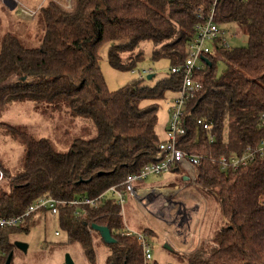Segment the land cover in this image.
<instances>
[{
    "label": "trees",
    "instance_id": "16d2710c",
    "mask_svg": "<svg viewBox=\"0 0 264 264\" xmlns=\"http://www.w3.org/2000/svg\"><path fill=\"white\" fill-rule=\"evenodd\" d=\"M211 6L212 0H47L35 14L44 30L38 47H25L17 36L3 33L0 117L29 102L46 118L65 110L73 119L90 120L95 136L75 138L67 152L58 153L48 139L0 123L5 136L24 150L18 173L12 174L0 162V216L21 215L42 196L70 201L95 198L112 186L122 190L128 174L155 162L161 142L155 131L159 103L167 92H178L182 82V76L170 68L181 65L187 56L196 10L209 11ZM214 21L221 31L236 25L247 43L230 48L218 38L206 56L209 64L195 74L200 90L187 100L185 133L178 136L176 146L200 158L196 185L214 197L222 222L207 246L201 244L181 259L186 264H264V158L226 172L216 162L220 156L254 148L261 137L264 0H217ZM108 42L113 69L132 71L143 58L137 48L149 42L150 59H165L167 75L151 87L138 79L109 91L98 64L99 49ZM218 62L224 66L221 71ZM197 117L210 121L211 129L198 126ZM119 212L111 198L96 207L58 206L57 233H63L65 240L54 245H78L86 262L96 264L94 235L103 239L92 230L95 224L107 227L114 239L103 241L108 249L104 264H142L139 242L136 236L123 235ZM45 214L41 209L18 226L0 229V264L15 251L11 237L27 233L33 217ZM143 231L153 235L149 229Z\"/></svg>",
    "mask_w": 264,
    "mask_h": 264
},
{
    "label": "rangeland",
    "instance_id": "374dc122",
    "mask_svg": "<svg viewBox=\"0 0 264 264\" xmlns=\"http://www.w3.org/2000/svg\"><path fill=\"white\" fill-rule=\"evenodd\" d=\"M42 0H35L39 4ZM27 3V2H26ZM28 4V3H27ZM35 4V5H36ZM31 8L34 10L36 6ZM37 15V14H36ZM36 15L28 20L20 19L15 11L9 10L0 1V41L1 36L5 32H10L17 36L25 47H38L43 37V26L37 22ZM223 39L230 48L244 47L247 43V38L242 29L234 24H229L222 28ZM112 43H104L98 52V64L104 77L106 86L109 91H116L130 84L132 81L143 79L142 85L153 86L156 82L163 79L168 71L169 65L165 59L152 61L150 59L152 53V45L149 42H144L139 45L137 50H142L143 58L135 64L132 71H118L110 67L108 62V50ZM218 71H221L224 66L218 62ZM149 71V73H144ZM148 74H153V78L148 80ZM178 97V92H167L164 100L159 103L157 113V124L155 131L158 138L163 141L165 139L164 128L168 123V110L173 101ZM0 123L24 129L35 136L48 139L54 150L58 153L68 151L71 142L75 138L90 139L95 136V129L90 120L83 118L73 119L65 110L57 114L53 119L46 118L38 112L31 109V103L26 102L24 105H17L9 108L1 114ZM4 130L0 127V162L4 164L12 174L18 173L22 168L24 150L10 136H5ZM180 178L177 173L175 176L172 173L163 175H150L144 180L143 184L148 187L156 186H173L179 183ZM139 183L136 184V186ZM168 185V186H169ZM189 188V187H188ZM188 188L182 191L187 193ZM181 191V192H182ZM130 195L125 194V203L123 205L122 222L124 228L127 227L133 231H140L150 228L153 235L150 238L152 244V260L156 264H186L181 256L194 247L195 239L189 240L186 238V243L183 242V237L179 233V227L175 224H168L163 220H159L155 215L149 212L142 204L134 205ZM134 197H132L133 199ZM135 199V198H134ZM133 199V200H134ZM187 206H191L187 202ZM202 207L196 217L200 223L203 215ZM219 214V213H218ZM165 216V215H164ZM165 219L168 222V218ZM33 225L27 233L18 232L11 237V242H23L27 245L26 252H22L15 248L12 254L11 264H65V255L68 254L74 264H88L83 257L82 251L78 245L69 247L55 246L54 243H59L65 240L63 233L58 232V224L55 216L47 213L45 216L39 215L33 217ZM147 224V226H146ZM207 233H215L219 230V222L217 217L208 219ZM200 224L195 220L192 221L191 232H197ZM187 236V231H184ZM189 234V233H188ZM196 234V237H197ZM199 236V235H198ZM94 240L96 244V264H104V258L108 253L105 243L100 237L95 234ZM208 240H212L209 236Z\"/></svg>",
    "mask_w": 264,
    "mask_h": 264
},
{
    "label": "built area",
    "instance_id": "2783aa9c",
    "mask_svg": "<svg viewBox=\"0 0 264 264\" xmlns=\"http://www.w3.org/2000/svg\"><path fill=\"white\" fill-rule=\"evenodd\" d=\"M14 1L16 2L14 11L19 17L33 18L35 16L37 10L29 9L17 0ZM216 2L217 0H212V6L209 11L203 7L196 10L197 22L194 25V36L187 47V56L181 65L170 68L171 73L180 74L182 76V82L178 90V97L173 101L168 110L169 118L165 129V139L158 144V150L155 156L156 161L145 164L139 172L135 174H128L121 184L122 190L118 188L120 186H112L95 198L81 197L70 201L55 200L49 196L39 197L31 203L21 215L11 217L0 216V229L6 226H18L22 223L24 218L41 209L55 216L58 206L60 205L96 207L108 198L114 199L120 206L119 214L122 217L125 194L134 197L137 202L142 204L149 212L158 211L159 206L157 202L160 199L169 195H178L184 189L185 185L183 188L176 187L167 190L152 189L145 191L139 190L136 184L143 182L150 175H163L170 172L172 169L183 170L190 187H197L196 177L200 158L193 154L184 153L178 149L176 141L178 136L185 133L183 115L187 100L201 88V84L195 78V74L205 69L206 62L203 58H206V56L211 53L212 44L218 38H222L221 44L228 47L223 39V32L214 21V7ZM144 73H149V71H145ZM195 122L205 130H209L212 127L210 121L201 117H197ZM258 128L261 131V137L257 145L254 148L246 149L239 155L220 156L216 160L220 171H236L247 166L256 158H264V110L259 114ZM167 198L168 197H165L166 205L163 204L160 210L162 214L167 216L166 218L171 221L172 218L168 210L174 203L171 199L167 201ZM75 214H77V212H75ZM122 233L125 236H136L141 249L142 264H154L151 253L152 244L146 233L133 231L127 227L123 229ZM55 234L57 235L58 233L56 232Z\"/></svg>",
    "mask_w": 264,
    "mask_h": 264
},
{
    "label": "crops",
    "instance_id": "0c3cea01",
    "mask_svg": "<svg viewBox=\"0 0 264 264\" xmlns=\"http://www.w3.org/2000/svg\"><path fill=\"white\" fill-rule=\"evenodd\" d=\"M2 1V0H1ZM19 3L23 4L24 6L28 7L29 9L34 8V7H30L34 6L36 3L33 2L35 0H17ZM45 1L47 0H42L39 4H36L35 6L37 8H35L34 10H37L43 3H45ZM28 4H27V3ZM167 127V126H166ZM164 128V132L165 129ZM172 173L175 176L179 175L180 181L179 183H175L173 186H156V185H151L146 187L143 182L139 183L136 187L139 190H152V189H173V188H183V186L185 185L184 188H188L187 193H184L183 191L181 193H179L178 195H169V196H165L168 197L167 201L169 199L172 200V202L174 203L173 205L170 206L168 213L170 214L173 222H168L165 219V216L162 214L160 208L161 206L164 204L166 205V200L165 197H163V199H160L157 204L159 206L158 211L155 212H151L153 215H155L159 220H163L165 222H167L168 224H175L176 226L179 227V233L180 235H182L183 237V242L186 243V238L189 240H194L195 239V244L194 247L187 251L188 253L192 252L194 249H196L198 246H200L201 244L207 246L210 242V240H208L209 236L212 239L215 235H213V233H207L208 231L206 230L208 226H206L205 224H207L208 219L211 217H217L218 218V222H219V226L221 225L222 219L219 218L220 214H218L219 212L217 211L216 208V204H215V200L214 197L208 193L207 191H204L203 189H199L198 187H190V185L188 184L187 181V177L184 173L183 170H177V169H172L170 172L166 173L169 174ZM165 174V175H166ZM134 199V198H133ZM131 197L130 202H133L134 205H137L136 203L137 200L134 199L133 200ZM187 202H189L191 204V206H187ZM203 208V215H202V219L200 221V223L197 222L196 217L200 211V208ZM195 220V222L197 224H200V227L197 229V231H199V233L197 234V232H191V228H192V221ZM147 226V224H146ZM151 231L150 228H147ZM187 231V236L186 234H184V231ZM189 233V234H188ZM197 234V237H196ZM199 235V236H198ZM185 253V254H188Z\"/></svg>",
    "mask_w": 264,
    "mask_h": 264
},
{
    "label": "water",
    "instance_id": "95a60500",
    "mask_svg": "<svg viewBox=\"0 0 264 264\" xmlns=\"http://www.w3.org/2000/svg\"><path fill=\"white\" fill-rule=\"evenodd\" d=\"M2 3L11 11H14L16 7V2L14 0H2ZM203 60L206 62V64H209L206 58H203ZM153 76H154L153 74H148L147 79L150 80L151 78H153ZM22 80H24V78H22ZM91 228L92 230L98 232L101 238L103 239V241H105L106 243L114 242V239L111 237L110 231L107 227L93 224ZM13 245L16 249L22 252H26L27 245L25 243L16 241L13 243ZM11 260H12V252L8 254L4 264H11ZM64 261L65 264H74L71 257L68 254L65 255Z\"/></svg>",
    "mask_w": 264,
    "mask_h": 264
}]
</instances>
